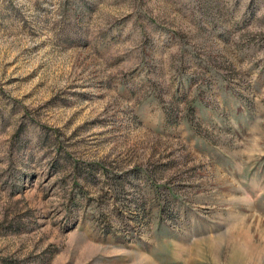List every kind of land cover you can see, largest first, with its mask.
<instances>
[{
    "label": "rangeland",
    "instance_id": "1",
    "mask_svg": "<svg viewBox=\"0 0 264 264\" xmlns=\"http://www.w3.org/2000/svg\"><path fill=\"white\" fill-rule=\"evenodd\" d=\"M0 264H264V0H0Z\"/></svg>",
    "mask_w": 264,
    "mask_h": 264
}]
</instances>
